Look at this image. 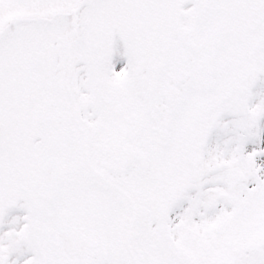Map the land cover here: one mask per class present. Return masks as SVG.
<instances>
[{
	"label": "snow or ice",
	"instance_id": "6c2138e0",
	"mask_svg": "<svg viewBox=\"0 0 264 264\" xmlns=\"http://www.w3.org/2000/svg\"><path fill=\"white\" fill-rule=\"evenodd\" d=\"M0 264H264V0H0Z\"/></svg>",
	"mask_w": 264,
	"mask_h": 264
}]
</instances>
